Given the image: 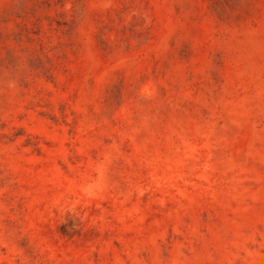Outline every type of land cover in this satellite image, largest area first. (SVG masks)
<instances>
[{
	"label": "rangeland",
	"instance_id": "rangeland-1",
	"mask_svg": "<svg viewBox=\"0 0 264 264\" xmlns=\"http://www.w3.org/2000/svg\"><path fill=\"white\" fill-rule=\"evenodd\" d=\"M0 264H264V0H0Z\"/></svg>",
	"mask_w": 264,
	"mask_h": 264
}]
</instances>
